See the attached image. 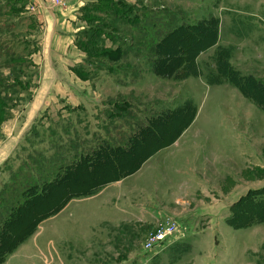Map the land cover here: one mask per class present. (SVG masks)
Instances as JSON below:
<instances>
[{
  "label": "rangeland",
  "instance_id": "374dc122",
  "mask_svg": "<svg viewBox=\"0 0 264 264\" xmlns=\"http://www.w3.org/2000/svg\"><path fill=\"white\" fill-rule=\"evenodd\" d=\"M24 8L0 0V234L17 245L3 264H264V198L240 203L264 190V0H98L51 54ZM192 25L159 75L156 45ZM169 219L179 232L144 252Z\"/></svg>",
  "mask_w": 264,
  "mask_h": 264
},
{
  "label": "crops",
  "instance_id": "0c3cea01",
  "mask_svg": "<svg viewBox=\"0 0 264 264\" xmlns=\"http://www.w3.org/2000/svg\"><path fill=\"white\" fill-rule=\"evenodd\" d=\"M19 1V0H18ZM98 0H68L66 5H63L62 8L57 7L54 9V12L51 14L50 9L55 8V6L51 5L48 0H34L33 3H26L23 1L22 4H25V12L28 16L31 17V22L29 25V28L31 32L33 31V28L38 26L40 27V33L42 34L44 39L46 41L49 40V53H56V47L60 48L62 47V51L67 53L68 50H71L70 48L74 47L75 45V39L76 34L81 30L82 24L80 21H78V16L80 15L77 13L79 11V8L86 7L89 4H97ZM32 7V8H31ZM78 7V8H76ZM24 15V14H23ZM37 23V24H36ZM43 50V49H42ZM83 55V54H82ZM80 63L83 62V60L79 61ZM77 78V77H76ZM78 79V78H77ZM10 144V143H9ZM5 149V158L8 157L10 154L9 151ZM8 153V154H7ZM2 161H0L1 164ZM180 179L182 182L188 184L190 181H192L190 172L189 174L186 173H179ZM123 186L122 182H117V188H121ZM105 192L102 191L101 193L96 195V197L104 196ZM80 201V200H78ZM77 210H82V208L77 207ZM101 209V208H100ZM75 210V209H74ZM144 213L143 216H146L148 219L146 221H149L150 223L156 221L160 214H162L161 210H150ZM101 213V212H100ZM123 213H127V211H123ZM128 214V213H127ZM179 216L177 214H173V216ZM156 223V222H155ZM155 225V224H154Z\"/></svg>",
  "mask_w": 264,
  "mask_h": 264
},
{
  "label": "trees",
  "instance_id": "16d2710c",
  "mask_svg": "<svg viewBox=\"0 0 264 264\" xmlns=\"http://www.w3.org/2000/svg\"><path fill=\"white\" fill-rule=\"evenodd\" d=\"M197 25L195 26V25H192V26H187V27H185L184 29L185 30H183V27H178L175 31H173L171 34H169L166 38H164V39H162V41H160L157 45H156V49H157V52H158V54H160L161 56H162V58L158 61V65L156 66V68H163L164 70L163 71H161V73H159V75H165V76H171V74L174 72V71H170V70H168L167 69V66H165V61H166V51L165 50H169V48H170V43H171V40L172 39H174V37H176L178 34H182V32H185V31H187V30H191V29H197ZM199 39V38H198ZM200 41V40H199ZM179 46H181V45H179ZM211 46H213V44H210V45H208L206 48H208V47H211ZM174 48V47H173ZM205 48V49H206ZM179 49H180V47H179ZM202 48H200V49H198V50H196V52L193 54V55H190V58H188L187 60H186V57L184 56V55H181V54H179V57H177V61H178V63H179V67H177V71L178 72H180V73H184V74H187L188 73V71L190 70V64H193L194 66L196 65V61H195V59L199 56V54L202 52ZM107 51H101V55H103L104 57H107L108 56V53H106ZM165 56V57H164ZM109 57V56H108ZM184 60V63L183 64H181V61H183ZM196 67V66H195ZM155 68V69H156ZM165 69H167V71L169 72V73H166V70ZM160 72V71H159ZM157 73H158V71H157ZM260 89L262 90L263 88H261L260 87ZM120 150H122V149H120V148H118V149H115V151H120ZM98 154V153H97ZM105 153H100V154H98L97 156H96V158L97 159H100L101 157H103V156H107V155H104ZM110 156H111V154H110ZM87 159V158H86ZM117 170H118V176L115 178V179H113V180H119V179H121V178H123L124 176H128V175H130V174H133L136 170H137V168L135 169V170H124V171H122V168L121 167H117ZM113 180H108V181H106V183H108V182H111V181H113ZM58 183V182H57ZM60 183V182H59ZM57 184L55 183V182H50V183H45V185H44V189H45V191H46V189L47 188H49V190H51V189H53V187H55ZM35 189H38V187H36ZM35 189H34V191H33V194H34V196H35V194L37 195V198H42V197H46V194H41V193H35L36 191H35ZM91 194H94V192L93 191H89L88 193H86L85 195H91ZM33 196V198L32 199H29V201H27V203H30V202H32V201H34L35 200V198L36 197H34ZM79 196V195H78ZM44 197V198H45ZM256 197H258V200L257 199H255ZM262 198H264V190H262V191H258L257 193H255V194H251L249 197H247V198H245L242 202H240L241 204H246V203H249V202H253V203H256L257 205H259L260 204V199H262ZM61 203V202H60ZM65 203V202H64ZM249 204H251V203H249ZM262 204H264V200H263V202H262ZM32 205V204H31ZM33 205H34V202H33ZM65 204H63L60 208H58L59 210L64 206ZM23 207H26V205L25 206H23ZM58 210V211H59ZM20 211L22 212V207H19L18 208V210H16L15 212V214L14 215H16L17 213H20ZM54 213H46L45 215H43L42 217H40L39 218V220L38 221H36V225L34 226V227H32V229H30L26 234H24L23 235V237H21V239H20V241H18V242H21V241H23V240H25L29 235H31L34 231H35V229H36V227H37V225H38V223L39 222H41V221H43L44 219H46V218H48V217H50V216H52ZM13 215V216H14ZM262 216V215H261ZM263 217V216H262ZM10 219H12V218H10ZM16 221V220H15ZM233 223V225L236 227V228H238L239 226H236V224H235V221H233L232 222ZM244 227V226H243ZM241 228V227H240ZM6 230H9V229H6ZM5 239L6 238H3V236L0 234V264H3L4 263V261H5V258H6V256L10 253V252H12L16 247H17V245H14V247H12V248H9L12 244H13V242H11L10 244H7L6 245V243L4 242L5 241ZM16 242H17V240H16Z\"/></svg>",
  "mask_w": 264,
  "mask_h": 264
},
{
  "label": "built area",
  "instance_id": "2783aa9c",
  "mask_svg": "<svg viewBox=\"0 0 264 264\" xmlns=\"http://www.w3.org/2000/svg\"><path fill=\"white\" fill-rule=\"evenodd\" d=\"M26 3H33L34 0H19ZM51 5L59 6L65 0H48ZM32 8V7H31ZM180 230V223L177 220L169 219L156 223L155 227L149 232L144 243V252H151L162 247L167 241L173 238Z\"/></svg>",
  "mask_w": 264,
  "mask_h": 264
}]
</instances>
